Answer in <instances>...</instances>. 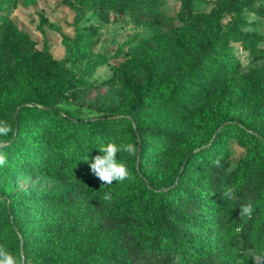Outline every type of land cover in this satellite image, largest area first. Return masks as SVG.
<instances>
[{
	"label": "trees",
	"instance_id": "trees-1",
	"mask_svg": "<svg viewBox=\"0 0 264 264\" xmlns=\"http://www.w3.org/2000/svg\"><path fill=\"white\" fill-rule=\"evenodd\" d=\"M19 1L0 0V12ZM66 1L81 17L151 34L109 56L97 51L99 26H77L62 34L58 60L12 20L0 24V119L13 129L0 244L33 264H264V37L246 14L264 19V0H221L209 12L179 0L174 15L167 0ZM235 44L263 63L244 70ZM101 142L137 146L117 154L130 179L102 186L91 173ZM25 177L54 186L24 196L13 179ZM228 187L235 201L222 198ZM249 202L251 218L240 217Z\"/></svg>",
	"mask_w": 264,
	"mask_h": 264
},
{
	"label": "rangeland",
	"instance_id": "rangeland-1",
	"mask_svg": "<svg viewBox=\"0 0 264 264\" xmlns=\"http://www.w3.org/2000/svg\"><path fill=\"white\" fill-rule=\"evenodd\" d=\"M221 0H199L196 3L200 11H211L216 3ZM179 0H167L166 10L174 15L178 9ZM250 26L247 30L258 32L264 37V19L251 11L246 12ZM44 16L47 23L44 26L46 35L39 30L40 17ZM7 19L12 20L23 32L27 33L39 47L49 45L53 56L58 60H63L66 56L65 47L62 44V34L70 37L74 36L77 26L86 27L97 25L102 33L97 51L108 53L109 56L115 55L117 48L128 40L136 39V43L141 42L145 37L151 34L146 27H135L130 24L111 23L103 24L98 21L95 14L91 11H85L81 17L79 13L66 0H37L34 4L26 3L23 0L19 2H7L3 5L0 12V24ZM230 17L226 16L224 22L227 23ZM264 47V41L261 44ZM134 49V44L125 51ZM234 50L241 60L244 70L259 67L263 61H253L248 52L244 51L240 44L234 45ZM115 72L114 65L101 66L94 75L96 81L111 77ZM242 155L241 150H236L235 157ZM16 190L24 196L38 197L47 189L54 185L50 181L34 179L30 177L14 178ZM5 179L0 180V194L3 191Z\"/></svg>",
	"mask_w": 264,
	"mask_h": 264
},
{
	"label": "clouds",
	"instance_id": "clouds-1",
	"mask_svg": "<svg viewBox=\"0 0 264 264\" xmlns=\"http://www.w3.org/2000/svg\"><path fill=\"white\" fill-rule=\"evenodd\" d=\"M13 129L8 121L0 119V168L9 165L8 157L4 149L8 147L6 137L12 133ZM101 155H96L91 159L89 164L91 173L98 178L102 186H111L113 182H124L130 179L131 174L128 170L127 164L121 160H117V154L127 153L130 156H134L138 152V148L134 143H120L108 142L104 144L100 143L98 148ZM85 162L89 161L88 156L84 159ZM213 163L219 167V159L213 161ZM222 198L235 201L236 189L234 187H228L222 192ZM104 201H110L112 199L111 193H105L102 197ZM254 207L251 202L240 206V217L251 218ZM0 264H33L31 258L23 253L13 254L8 248L0 244Z\"/></svg>",
	"mask_w": 264,
	"mask_h": 264
}]
</instances>
